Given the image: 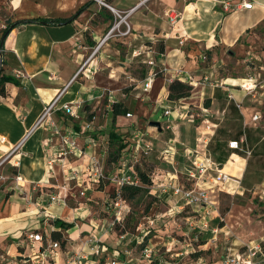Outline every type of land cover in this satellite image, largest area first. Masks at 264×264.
<instances>
[{
    "label": "crops",
    "instance_id": "0c3cea01",
    "mask_svg": "<svg viewBox=\"0 0 264 264\" xmlns=\"http://www.w3.org/2000/svg\"><path fill=\"white\" fill-rule=\"evenodd\" d=\"M102 1L120 13L136 8L125 19L130 33L115 40L121 44L118 47L109 39L86 61L117 21L107 8L92 0H0V37L6 28L20 22L9 28L2 47L1 73L17 84H3L4 95H0V162L4 161L0 165V264H63L66 253L79 252L84 238L94 235L101 238L109 255L115 251L114 254L123 256L120 250L110 246L113 236L102 235L97 230V218L90 204L96 199L106 204L112 195L111 185H102L99 190L90 187L86 195L80 196L85 180L82 173L92 158L104 155L102 139L111 127L113 104L126 109L124 114L116 116L114 130L120 134L130 132L129 137L135 131L144 132L151 147L154 143L157 147L146 158L155 156L170 168H155L154 179L161 182L172 173L173 167L177 169L182 164V169L189 168L195 159L200 162L209 159L213 169L230 177L223 186L227 189L225 193H239L242 188L240 182L250 156L223 147V153L214 159L209 146L217 124L203 119L201 114L196 121L198 125L194 126L196 135H189L194 114L188 102L184 106L188 112L174 110L177 101L167 99L168 85L163 75L156 77L149 92L144 93L141 88L151 71L146 64L151 59L157 67H165L169 72L181 71L197 80L209 75L215 86H199L187 100H198L200 111L206 110L212 117L219 118L233 110L240 115L243 127L264 126V118L255 105L256 102L260 105L262 100L238 87L246 77L264 73V0ZM225 3L233 9L224 11ZM243 3H250L251 9L242 8ZM169 10L180 15L174 26L165 16ZM68 19H71L69 23L43 21ZM155 43L162 48L161 52L154 47ZM203 54L210 58V68L200 63ZM131 68L142 70L143 77L132 76L128 71ZM122 76H127L128 84H123ZM123 85L133 87V99L140 98V102L134 103V111L146 121L147 129L137 127V114L131 115L133 120L125 117L129 102L121 94ZM58 95L56 110L43 125L34 128L44 107ZM203 99L206 107L202 106ZM65 104L73 108L76 117L64 114L61 108ZM167 108L172 110L171 114L164 116ZM159 111L164 117L161 131L153 132L149 119ZM254 115L259 117L256 122L252 121ZM65 137L74 139L78 146L68 157L62 155ZM125 139L124 158L131 149L130 140ZM240 139L245 140L250 153L264 146L262 142H252L245 134L230 141ZM168 148L171 150L164 154ZM258 154L262 155L261 151ZM178 177L181 183L189 185L185 172L178 173ZM171 206L163 215L166 219L187 209L178 211L176 199ZM201 208L206 214V209ZM55 219L73 223L74 227L62 231L53 226ZM184 219L191 227L192 217ZM30 232L41 234L45 242L51 241V232H61L65 244L48 252V259L42 261L41 245L25 240ZM149 246L153 245L149 243Z\"/></svg>",
    "mask_w": 264,
    "mask_h": 264
},
{
    "label": "rangeland",
    "instance_id": "374dc122",
    "mask_svg": "<svg viewBox=\"0 0 264 264\" xmlns=\"http://www.w3.org/2000/svg\"><path fill=\"white\" fill-rule=\"evenodd\" d=\"M122 15L121 13V16ZM113 17L114 19L116 18L115 16ZM116 20L118 19L116 18ZM121 26L122 30H116L111 38L112 42H110L114 47L121 45L115 40L124 38L122 36H125L120 33L124 32L126 27L124 23H122ZM151 45L150 43V46ZM154 47L158 48V43H155ZM203 56L206 57V61L202 62L200 56V63L204 68H210V58L207 54H203ZM230 68L231 67H229V69ZM221 70L223 69H220L219 72H222ZM128 71L134 77L139 79L143 77L141 75L142 70H133L131 68L130 70L128 69ZM134 71L136 72L134 73ZM208 71L211 72V69ZM122 77L123 84H128L126 82L128 81L127 76ZM250 77H253L257 82L255 91L248 95L254 96L255 99L259 98V100H262L260 105H258V102H256L255 105H257L262 118H264V73H261V76L253 75ZM248 78L249 76L245 79ZM132 88V86L123 85L121 94L126 96L124 100L127 101L126 103L129 102L128 112L134 116L137 114L134 111V103L136 101L140 102V98L133 99L131 95L133 94L131 91ZM137 91V94L141 93L140 88H138ZM184 102H188V108L191 109L190 111L194 114L193 121L189 123V135H196L194 126L198 125L196 121L200 119L201 114H204L203 119L217 124L216 133L209 146V150L214 159L217 160L219 154L223 153V147L225 149L228 148V141L237 139L243 134L250 136V140L254 143H264V126L249 125L243 127L241 117L236 111L231 110L229 113L226 112L224 115H220L219 118H216L212 117L210 112L207 113L206 111L204 113L203 110L200 111L202 108L198 107V100L194 101L191 99L185 100ZM204 102L203 99L202 106L206 107ZM143 104H145V102ZM222 108V106L219 107L220 110ZM131 119L132 118H130V120ZM135 120L138 122L137 127L141 130L147 129L146 121L143 119L141 120L139 114L135 116ZM163 120L164 117L162 116V112L159 111L150 117L149 122L156 121L162 123ZM155 131L156 128H153V132ZM153 134L154 133H152V135ZM129 136L130 132L121 134V137L130 140ZM95 141H97V138ZM154 147L157 148L155 143L151 147L150 154L154 151ZM115 148L116 147H113V145L109 143L108 138L104 136L101 146V154L104 155L99 158L98 154L97 157L99 158L98 160L103 168L105 176L112 173L118 166V163L112 164L109 162L110 155L113 154ZM258 150L261 151L262 155H257V153H259ZM251 153L247 161V168L243 180L240 182L242 188L239 193H225L227 191L225 188L215 191L213 195V201L215 202L214 206L209 209L206 208L208 214H205L200 206L187 207L185 213L166 219L163 215L167 213V210L173 207L171 206L173 205V198L167 196H153L150 194L149 189H145L147 192H142L131 200L124 199L126 206L121 224L120 226L112 228L109 227L112 217L110 212L106 209L105 204L98 199L91 201L90 204L93 207L92 211L95 212L94 216L97 218V230H99L102 235L108 237L113 236V242H110V246L117 248L122 253L124 251H129L131 256L129 257L128 255V260L133 258V261L140 256L144 236H148L149 239H151V242L148 241L147 245L149 246V243L153 245L151 247L154 253V264H221L223 256L235 252H244L246 246L250 244L259 245L262 249V254H264V146H262L261 149H254ZM67 155L69 156L70 154H63V156ZM257 156L261 157L256 158ZM128 165H130V163H128ZM136 167L141 172L150 174V178H152V172L157 167L163 170L170 169L163 161L156 160L155 156H150L146 159L141 158L140 163L136 165ZM185 167L182 169V164L177 166L178 173H184L189 169ZM98 185L100 186L93 184L91 187L99 190L102 185L103 187H108L111 184L105 179ZM111 186L110 188L112 191L113 187ZM98 196V198L104 197L103 195ZM192 210H198L199 213H193ZM187 216L192 217L190 220L192 223L191 227L184 219ZM163 220H167V222L164 224ZM151 221L156 222L150 225ZM203 224H205L206 227H204ZM164 225H166V227ZM120 236H123V239L116 244L115 242ZM105 238L104 236L103 239ZM140 238H142V240H140ZM137 241H141L139 242L140 244H138ZM255 261L257 264H264V256H259Z\"/></svg>",
    "mask_w": 264,
    "mask_h": 264
},
{
    "label": "built area",
    "instance_id": "2783aa9c",
    "mask_svg": "<svg viewBox=\"0 0 264 264\" xmlns=\"http://www.w3.org/2000/svg\"><path fill=\"white\" fill-rule=\"evenodd\" d=\"M92 1L107 8L118 20L112 24L108 32L99 40L86 61L90 60V58L98 52L100 47L113 37L114 32L120 29L122 23H124L126 30L120 34L126 35L130 33V28L125 19L136 9L135 7L131 8L128 11L123 12V15L121 16L120 12L107 5L104 1ZM145 1L147 0H143L142 2ZM237 7L235 6V9ZM241 7L244 9H251L252 5L250 3H243L241 4ZM223 9L224 11L229 12L233 8L230 4L225 3L223 5ZM165 16L169 24L172 26H174L180 19L179 13L173 10L167 11ZM201 60L202 62H205L206 57L202 55ZM85 63L81 66L79 72L84 68ZM146 64L151 68V71L142 82L141 89L144 93H147L151 90L153 82L159 74L163 75V79L168 86L174 82H180L191 87L192 92L199 86H215V84L212 83L211 77L209 75H204L197 80L193 78V76L181 71L169 72L165 67H157L154 59L148 60ZM16 75L19 76L20 74L16 73ZM256 82L257 80H255L253 77H249L248 79L242 80V83L238 87L246 94H252L256 89ZM228 99H232L231 95H228ZM58 100L59 95L44 107L39 118L34 124V128H37L46 122V120L56 110ZM185 105V102L181 103V101H179L177 102V106L174 110L183 109L187 111L188 108L184 107ZM239 107L240 106L237 105V108ZM61 109L63 110L64 114L71 117H76V114L70 105L65 104ZM171 111V109L167 108L164 110L163 115L168 116L171 114ZM203 112L205 113L206 110H203ZM125 117L131 118V114H125ZM258 119V115H254L252 117L253 122H256ZM28 135L29 133L26 134L23 140H25ZM23 140L11 150V154L20 147ZM130 143V152L125 158L122 157L120 161H118L117 168L114 169L113 172L108 176L104 175L103 168L101 167L99 160L95 158L90 160L89 166L82 173L83 179L85 180L84 190L80 192V196H84L85 191H87L91 185H98L105 179H107L113 186L112 195L109 196L105 204L106 209L110 212L112 217L109 224V227L111 228L120 226L121 224L126 206V203L122 197V191L126 187L149 189V192L153 196H167L176 199L178 211H183L186 207L200 206L204 209L212 208L215 203L213 201L214 192L217 190H222L224 184L230 180V177L222 173L220 170L213 169V165L210 163L209 159H205L204 162H200L195 159L192 161L189 169H187L185 172V176L189 185L181 183L178 177V170L175 167L172 168V173L167 175L161 182L152 177L151 184L144 185L135 168L136 165L140 163L141 158H146L149 155L151 151V144L145 140V133L141 131H135L132 134L130 137ZM63 144L65 150H63L64 153H62V155L67 153L72 154L73 151L77 150L78 147L76 141L69 137H65ZM227 146L228 149L232 151L241 152L245 154L246 157L250 156V151L245 145V140H233L228 142ZM170 150L171 149L168 148L163 153L168 154ZM3 162H0V165ZM128 163H130V165H128ZM216 186L218 188H216ZM152 224L153 221L150 222V225ZM117 239V242H120V240L123 239V236H120ZM25 240L27 242L39 243L41 245L42 251L40 252V257L42 261H46L48 259V252L50 253L60 248L58 243L51 241L45 242L43 236L36 232L26 233ZM140 240H142V238H140ZM44 242L46 243L45 245H43ZM139 242L141 241H137L138 244H140ZM261 250L262 249L259 245H248L246 246V250L244 252H235L223 256L221 264H257L255 260L259 256H264ZM114 252L110 255L107 253L100 237L86 236L83 241V248L79 252L66 253V259L63 264H154V253L151 246L144 247L141 250L139 258L134 261L132 257L131 260H128V255L129 257L131 256L129 251H124L122 253L123 256H120L119 254L116 255Z\"/></svg>",
    "mask_w": 264,
    "mask_h": 264
},
{
    "label": "trees",
    "instance_id": "16d2710c",
    "mask_svg": "<svg viewBox=\"0 0 264 264\" xmlns=\"http://www.w3.org/2000/svg\"><path fill=\"white\" fill-rule=\"evenodd\" d=\"M71 19L64 20V21H59V20H55V21L54 20H43V21L47 22V23H69L71 21ZM28 22H33V21H28ZM19 23L20 22H16L15 24H12L10 27L14 28ZM10 27L6 28L3 31V36L8 33V30ZM2 37H0V40ZM158 51L161 52L162 48L159 47ZM5 83H12L14 85L17 84V82L13 78H11L9 76H4L1 73L0 74V95H4V91H3L1 86ZM191 92H192V88L189 87L188 85L180 83V82H174L168 86L167 99L169 101H177V102L182 101V100H187L190 98ZM112 110H113L112 111V122H111L110 130L107 133V138L109 140V143L112 144L113 147H116V148L114 149L113 154H111L112 156L110 155L109 162H111L112 164H117L118 161L122 157V151L126 147V142H125L126 139L121 137V134L114 130L115 129L114 123H115L116 116L124 114L126 109L121 105L113 104ZM136 171H137V173H138V175H139V177H140V179L144 185H150L151 184L150 174H148L147 172H141L137 167H136ZM142 192H147V190L141 189V188L126 187L122 191V197H123V199L131 200L135 196H137L138 194H140ZM52 223H53V226L55 228H58L62 231H68L74 227L73 223H67V222H64L63 220H60V219H55V220H53ZM49 238L51 239L52 242L58 243L61 247H63L65 244V241L62 237L61 232H51ZM148 240H149L148 236H145L143 238V244H142L141 250L144 247L148 246L147 245ZM107 248H109V247H107Z\"/></svg>",
    "mask_w": 264,
    "mask_h": 264
},
{
    "label": "water",
    "instance_id": "95a60500",
    "mask_svg": "<svg viewBox=\"0 0 264 264\" xmlns=\"http://www.w3.org/2000/svg\"><path fill=\"white\" fill-rule=\"evenodd\" d=\"M6 35L7 34H5L2 38H1V40H0V73H1V63H2V47H3V42H4V39H5V37H6ZM149 127H153V128H156V130L158 131V132H160L161 131V126H160V123L159 122H150L149 123Z\"/></svg>",
    "mask_w": 264,
    "mask_h": 264
},
{
    "label": "bare ground",
    "instance_id": "6f19581e",
    "mask_svg": "<svg viewBox=\"0 0 264 264\" xmlns=\"http://www.w3.org/2000/svg\"><path fill=\"white\" fill-rule=\"evenodd\" d=\"M251 245V244H250Z\"/></svg>",
    "mask_w": 264,
    "mask_h": 264
}]
</instances>
